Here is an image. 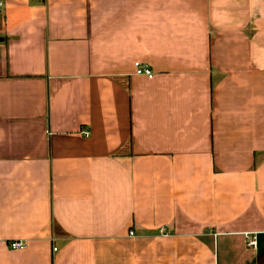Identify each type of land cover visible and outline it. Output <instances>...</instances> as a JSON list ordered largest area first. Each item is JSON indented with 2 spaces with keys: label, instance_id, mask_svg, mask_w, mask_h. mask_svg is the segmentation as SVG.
Instances as JSON below:
<instances>
[{
  "label": "crops",
  "instance_id": "obj_1",
  "mask_svg": "<svg viewBox=\"0 0 264 264\" xmlns=\"http://www.w3.org/2000/svg\"><path fill=\"white\" fill-rule=\"evenodd\" d=\"M0 1V264H264V0Z\"/></svg>",
  "mask_w": 264,
  "mask_h": 264
},
{
  "label": "built area",
  "instance_id": "obj_2",
  "mask_svg": "<svg viewBox=\"0 0 264 264\" xmlns=\"http://www.w3.org/2000/svg\"><path fill=\"white\" fill-rule=\"evenodd\" d=\"M1 6H2V2L0 1V7ZM133 66H134V70H135L136 75H144L148 78L153 76L154 72L151 69H149L148 66L141 63L140 61L134 62ZM81 131L83 132V134L85 136L89 135V131L84 130V129ZM161 231L163 232L164 230H161ZM129 233L132 234L131 231ZM244 243L247 247H255L257 245L255 234H253L251 232L245 233L244 234ZM8 247H9V249H15V250L24 249L26 247V242H24L22 240H10V242L8 243ZM53 250H55V248H53Z\"/></svg>",
  "mask_w": 264,
  "mask_h": 264
}]
</instances>
